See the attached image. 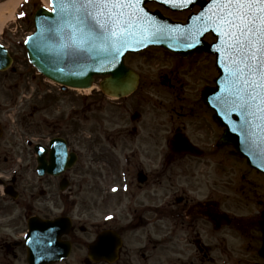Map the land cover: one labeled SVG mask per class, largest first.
<instances>
[{"label": "flooded vegetation", "instance_id": "af4514ba", "mask_svg": "<svg viewBox=\"0 0 264 264\" xmlns=\"http://www.w3.org/2000/svg\"><path fill=\"white\" fill-rule=\"evenodd\" d=\"M6 72H0V81L6 79ZM139 74L138 88L124 97L106 98L98 89L93 93L95 97L81 95L79 104L76 100L62 102L55 96L38 98L33 110L34 127L38 129L33 131L35 143L49 148L52 139L60 138L68 158H74L72 166L56 175L36 173L39 163L35 151L31 153V166L16 165L28 172L33 169V177L39 183L37 199L44 198L59 208V213L33 214L71 220L69 232L58 241L39 244L70 246V256L53 264H215L217 247L220 264H230L225 247L231 227L240 225L248 235L250 229L257 232L261 227L264 174L243 159L247 172L260 176L249 190L257 196L254 202L259 210L247 219L227 209L225 194L233 179L225 167V156L216 159V155L220 151L226 155L227 148L228 154L234 155L229 146L215 144L213 132L217 123L213 111L201 98V91L187 105L177 103L182 100L180 97L153 98L158 113L152 121L144 108L148 94L145 79L141 71ZM65 106L70 107L64 109ZM196 108H201L202 113ZM88 113H92L91 117ZM201 122L210 131H202ZM176 137L188 138L196 147L177 148L172 144ZM11 154L8 145H0L4 164H15ZM23 156L27 159L29 154L24 152ZM45 158L48 162L50 154ZM101 165L107 166L110 191L100 186ZM22 179L19 174L6 183L16 187ZM63 186L68 188L63 190ZM77 186L83 194L73 192ZM234 190L244 193L239 186ZM34 195L31 194L32 199ZM77 208L94 212L95 218L81 221L80 214L84 213H74ZM221 213H234L232 223H217L215 217ZM8 216L0 213V264H26V229L13 219L6 220ZM64 229L60 226V230Z\"/></svg>", "mask_w": 264, "mask_h": 264}, {"label": "water", "instance_id": "95a60500", "mask_svg": "<svg viewBox=\"0 0 264 264\" xmlns=\"http://www.w3.org/2000/svg\"><path fill=\"white\" fill-rule=\"evenodd\" d=\"M146 1L141 0L139 5L133 4L131 9H125L140 19L134 20L135 27H130L131 35L127 37L125 46L113 58L100 47L91 50L73 47L80 40V32L74 15L69 14L71 7L66 3L65 12L61 14L58 0H52V11L44 7L37 10L35 32L26 40L31 62L48 77L72 87H90L94 75H108L101 82L102 89L110 95L122 96L132 92L138 85V75L124 63L128 52H138L151 45L164 46L182 56L195 51H211L217 55L220 75L216 79V86L206 88L203 97L216 110L217 121L227 125L222 142L235 145L238 154L247 156L252 165L264 171V103L261 102L264 95L257 90L252 93L257 96L255 100L245 96L248 106L241 107L240 97L235 94L237 88L247 92H251V89L243 88L238 83L239 77L230 72L236 57L231 56L228 45L223 42L225 38L220 37L216 26L209 22L217 12L213 0H186L184 3L181 0H157L174 10L200 5L201 10L191 14L185 24L174 22L158 11H150L143 6ZM208 32L218 36V41L211 45L203 41ZM0 58V68L8 67L12 62L4 50ZM247 78L258 82V77ZM262 228L264 242V220ZM29 247L30 264H50L59 250L53 249L45 256L41 253L44 250L35 245L33 238L29 241ZM260 254L264 257V244Z\"/></svg>", "mask_w": 264, "mask_h": 264}, {"label": "rangeland", "instance_id": "374dc122", "mask_svg": "<svg viewBox=\"0 0 264 264\" xmlns=\"http://www.w3.org/2000/svg\"><path fill=\"white\" fill-rule=\"evenodd\" d=\"M43 4H45V0H25L23 4L16 9V16L7 23L5 28V33L7 35L6 41L12 48V54L15 57L14 65L17 68V71L10 73L7 72L6 79L0 81V105L5 107L6 105H9L6 109L9 110L8 117L11 119L10 121L13 126L12 129L29 130L31 133L35 130L38 131V129L32 125L34 118L32 119L31 114H33L34 105L38 102L37 97L39 95L35 94L31 98L32 88L36 82H42L45 84L47 82L29 65L25 48L18 46V44L20 42L23 44L26 36L34 30V24L31 23V21H26V18L28 15L30 16L31 11H35L38 6ZM151 8L155 9L154 6ZM164 11L166 14H170L174 18L178 17L181 20H185L189 14L187 11L178 13L177 15L167 10ZM22 17L23 19L21 20L20 18ZM31 18H33V14H31ZM206 38L210 41L215 39L212 35H207ZM150 50H147L144 54L139 56L127 57V62L131 66H135L136 69L143 74V78L145 79L144 85L146 84V90L148 91V94L145 97L144 108L147 116L153 121L158 113L155 111L156 107L153 105V98L160 96L165 97V100H168L180 97L182 100H178V104L187 105L192 103L193 101L191 100L198 97V91L200 88L205 83L210 82L213 75L215 76V66L214 57L204 52L191 56L188 59H180L176 55L163 49L153 50V48H151ZM98 80L99 79H97V81ZM53 91L58 94L51 95L57 97L62 102L68 101V103H70V101L76 100L77 104H79V98L81 99L82 97L80 94L74 92L68 91V93H62L58 88L57 90L53 89ZM88 97H95V95L92 94ZM40 103L47 104L48 102ZM137 106H139V103ZM69 107L70 106H65L64 109H69ZM167 107H169L168 102ZM195 110L202 113L201 108H196ZM15 111H17L16 114ZM42 112L45 113L46 111ZM91 115L92 113H88L89 117H91ZM49 116L50 114L47 117ZM88 125L91 126V120L88 121ZM201 126L202 131H210V128L206 123L201 122ZM218 129L222 131V126H219V128L217 127L214 130L213 133L215 136L219 134V132H217ZM14 136V133H10L5 136V139L2 142L8 141L12 143ZM23 136L26 135L19 137L21 138ZM18 147L19 149L22 148L21 143H18ZM223 153L224 151H220L216 155V159H221L225 156L227 161L225 167L228 169L233 179L230 188L226 189V208L232 210L234 213L244 215L249 219L254 213L257 214L259 210L254 202L257 200V196L249 190L253 187L254 183L260 181V176L254 171L248 170L247 172L245 161L242 158L237 159L230 156L228 154V148L227 154L223 155ZM101 166L100 170L103 172V178H100V186L106 189L110 183L105 174L107 166ZM247 179H250V181H247ZM38 184L39 183H37L30 174L24 171L23 179L17 186L21 192V195L17 200L3 195L2 186L0 185V213L11 214L14 221H17L24 226V221L21 220L20 222L22 213L26 210V202L24 199H29L30 201L28 203L30 205H35L34 212L55 213L56 209L54 208L53 202L43 199L40 201L37 199ZM235 186L242 187L244 193L241 194L236 192L234 190ZM73 192L83 194L81 188L78 186L74 188ZM32 193H35L34 199L31 198ZM262 194V197H264V190L262 191ZM69 204L71 205V203ZM30 205L28 208H30ZM110 208H112L111 201L108 209ZM74 213H84L80 214L81 221H90L95 218V213L90 212V210L80 211L77 208ZM10 219L11 218L9 217V220ZM216 236H222V233L217 234ZM261 243L262 235L260 229L256 232L252 228L250 229V235H248L247 230L240 225L231 227L230 241L225 247V250L231 258L230 264H254L255 261H262L258 254V249L261 246ZM215 254V264H220L219 247L215 249Z\"/></svg>", "mask_w": 264, "mask_h": 264}, {"label": "snow or ice", "instance_id": "6c2138e0", "mask_svg": "<svg viewBox=\"0 0 264 264\" xmlns=\"http://www.w3.org/2000/svg\"><path fill=\"white\" fill-rule=\"evenodd\" d=\"M168 2V0H165ZM186 0H181V3ZM190 2V0H187ZM66 3L77 21L80 40L73 47L91 50L100 47L113 58L119 55L126 39L140 17L126 12L133 4L139 5L141 0H58L61 14H64ZM217 8L210 23L223 41L228 45L233 60L230 72L239 77L238 83L251 92L237 88L241 107L247 108L245 96L257 98L252 93L259 90L264 95V0H213ZM139 11V9H137ZM23 15V14H22ZM248 76L258 77V82L249 80ZM264 103V100L261 101Z\"/></svg>", "mask_w": 264, "mask_h": 264}, {"label": "bare ground", "instance_id": "6f19581e", "mask_svg": "<svg viewBox=\"0 0 264 264\" xmlns=\"http://www.w3.org/2000/svg\"><path fill=\"white\" fill-rule=\"evenodd\" d=\"M21 1L22 0H5L0 4V33L5 28L7 22L14 17V13ZM45 4L49 7V0H45Z\"/></svg>", "mask_w": 264, "mask_h": 264}]
</instances>
